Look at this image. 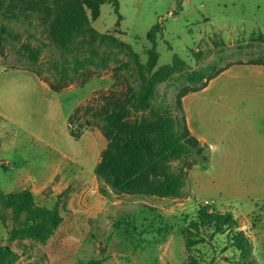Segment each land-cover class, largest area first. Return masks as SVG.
I'll list each match as a JSON object with an SVG mask.
<instances>
[{"label": "rangeland", "instance_id": "374dc122", "mask_svg": "<svg viewBox=\"0 0 264 264\" xmlns=\"http://www.w3.org/2000/svg\"><path fill=\"white\" fill-rule=\"evenodd\" d=\"M119 3V24L112 3L103 4L99 18L91 23L106 39L87 35L69 52L53 41L46 14L21 20L0 17L11 33L3 42L5 56L0 54V189L9 193L29 187L37 207L52 209L59 201L63 217L46 240L11 238V230L26 214L15 221L13 210L0 204V245L14 252V264H237L239 253L228 247L227 235L195 225L198 208L209 200L218 211L234 212L236 219L249 223L253 258L264 264V167L247 162L226 168L219 189L203 166L208 160L190 157L189 162L198 164L189 170L183 196L119 193L96 174L108 139L103 123L92 115L109 99L141 89L139 70L150 74L145 68L152 45L147 33L155 24L160 26L159 59L153 72L171 64L175 56L184 61L156 85L151 101L160 111L179 114L178 93L190 84L194 71L205 78L230 62L264 61V0ZM27 46L39 53L32 67L41 76L28 68ZM80 61L83 66L75 71ZM63 68L67 78L61 77ZM247 73L221 80L247 79ZM49 83H67L70 88L54 91ZM248 101L197 97L194 125L205 137L217 130L230 136L245 126L250 131L263 129L261 111ZM71 128L82 131L79 138L72 136ZM204 145L210 158L209 143ZM182 165L181 160L172 162L175 169ZM190 239L199 243L189 245Z\"/></svg>", "mask_w": 264, "mask_h": 264}, {"label": "trees", "instance_id": "16d2710c", "mask_svg": "<svg viewBox=\"0 0 264 264\" xmlns=\"http://www.w3.org/2000/svg\"><path fill=\"white\" fill-rule=\"evenodd\" d=\"M112 3L119 15V0H0V17L7 20H21L30 17L33 13H43L51 18L50 31L53 41L63 52L72 51L80 38L87 35L99 36L106 39L108 36L98 32L92 22L101 14V6ZM159 24H155L147 33L151 42L148 49V62L145 67L150 73L146 76L140 68L143 85L140 90L131 91L125 98H117L92 113L94 119L102 124L103 134L108 144L101 154L96 166V174L109 183L117 192L123 194H140L148 196L180 197L184 194L186 180L191 170L198 162H189L190 157L196 160L209 159L206 146L192 135L185 116L182 99L192 91L200 90L205 83L204 79H212L234 63L216 69L203 78L199 71L190 74V84L183 86L177 96L179 114L169 111H160L154 107L151 99L154 98L156 85L164 81L171 71H174L184 61L175 56L171 64L162 66L153 72L158 64L157 36ZM10 36L9 28L0 23V54H4L6 36ZM29 52L30 70L41 76V73L32 67L39 61V53L25 48ZM247 63L264 64V61H249ZM83 66L80 61L75 71ZM61 77L67 78L68 71L60 70ZM192 84V85H191ZM54 91H60L69 86L67 83L50 84ZM78 107L76 111H80ZM83 127V125H80ZM72 136L79 138L82 131L70 129ZM181 160L183 165L178 169L172 162ZM0 204L13 210L15 221L21 214H26L24 222L14 227L11 238L20 235L30 236L39 240H46L52 236L63 217L58 201L52 209L37 207L32 190L24 188L21 191L5 193L0 189ZM195 219L197 227L214 228L216 233L227 234V245L239 253L237 264H257L253 258L251 237L240 228L235 215L230 212L218 211L212 204L198 208ZM199 243L198 240H188L189 245ZM228 247L226 249H228ZM15 254L8 245H0V264H14ZM91 264H99L91 261Z\"/></svg>", "mask_w": 264, "mask_h": 264}, {"label": "crops", "instance_id": "0c3cea01", "mask_svg": "<svg viewBox=\"0 0 264 264\" xmlns=\"http://www.w3.org/2000/svg\"><path fill=\"white\" fill-rule=\"evenodd\" d=\"M243 72H248L249 77H246L247 79L221 80L223 77L234 76L235 73L240 75ZM205 82L206 85L200 90L189 92L183 97V107L192 135L203 144L205 142L209 143L210 158L203 166L209 173H212V182L221 189L222 182H225L226 168L246 166L247 162H250L252 166L264 167V128L250 131L245 126L230 136L228 132L217 130L205 137L203 134H199L197 127L194 125V117L196 116H194L193 110L194 101L196 102L197 97L207 101L215 100L216 102L223 101L225 103H239L249 100V103L255 104L261 111L258 117L259 119L262 118L264 123V64L234 63L218 76L202 81V83ZM255 124H259L258 121ZM201 125H205L203 118H201ZM229 175L233 178V170L230 171ZM205 203L213 205V202L209 200H206ZM238 221L240 228L249 235L246 230L249 223H246V221L243 223L244 220L241 221V219H238Z\"/></svg>", "mask_w": 264, "mask_h": 264}]
</instances>
